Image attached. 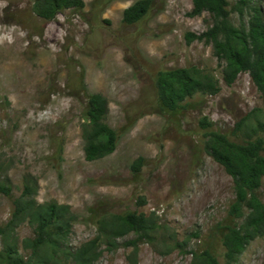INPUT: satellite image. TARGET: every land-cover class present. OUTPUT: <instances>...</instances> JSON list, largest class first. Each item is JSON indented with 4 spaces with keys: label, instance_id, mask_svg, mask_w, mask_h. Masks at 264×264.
Returning <instances> with one entry per match:
<instances>
[{
    "label": "rangeland",
    "instance_id": "374dc122",
    "mask_svg": "<svg viewBox=\"0 0 264 264\" xmlns=\"http://www.w3.org/2000/svg\"><path fill=\"white\" fill-rule=\"evenodd\" d=\"M34 1L0 0V184L11 187V196L0 193V225L11 219L13 200L29 176L37 181L39 204L56 202L75 214L69 252L101 240L100 231L118 217L142 212L165 228L154 242L140 243L138 264H191V252L205 250L225 264L234 183L204 143L211 131L241 141L236 124L263 101L248 73L229 86L212 46L188 43L186 34L207 31L211 15L191 17L192 0H155L142 21L127 25L124 10L138 0H84L82 10H63L45 21ZM252 1L264 16V0ZM228 2L239 23V0ZM190 66L214 75L220 92L197 93L183 109L162 110L158 73ZM91 94L107 99L106 122L118 134L115 152L92 162L84 151ZM205 118L210 128L202 126ZM259 194L264 203V185ZM35 236L36 226L25 219L0 238V251L10 243L28 260L26 241ZM134 239L129 234L115 247L99 241L100 256L91 264H131L128 242ZM62 258V264H75ZM236 264H264V236Z\"/></svg>",
    "mask_w": 264,
    "mask_h": 264
},
{
    "label": "trees",
    "instance_id": "16d2710c",
    "mask_svg": "<svg viewBox=\"0 0 264 264\" xmlns=\"http://www.w3.org/2000/svg\"><path fill=\"white\" fill-rule=\"evenodd\" d=\"M191 17L209 13L211 26L200 35L187 33L188 43L204 41L212 46L215 57L223 63V80L233 85L242 73H248L260 92L263 108L255 109L236 124L235 134L241 141L231 140L218 131L208 133L204 143L206 153L222 165L232 177L235 200L229 209L231 224L225 226L223 242L226 263L236 264L246 247L264 236V203L260 189L264 185V16L262 9L252 0H239V23L233 21V10L228 0H192ZM155 0H138L124 10L123 23L133 25L142 21L153 9ZM84 0H35L34 12L45 21H52L58 13L67 9L82 10ZM248 11V14H247ZM160 108L171 112L185 108L184 102L197 93L216 95L220 92L219 81L211 73L196 66L160 71L156 79ZM109 103L101 94H91L85 110L90 130L85 136V156L88 161L104 159L115 152L117 132L106 122ZM204 128L212 123L205 118ZM143 159L139 158L133 170L139 172ZM37 181L32 177L24 180L22 195L13 200L12 217L0 225V238L10 237L25 219L36 226V236L27 240L32 250L28 260L20 257L15 245L8 244L0 251V264H62V255L75 264H91L100 256L99 241L109 247L117 246V240L129 234L135 239L128 242L133 247L131 264H138L136 255L140 243L154 242L155 235L165 227L155 216L131 212L118 217L108 228L100 231V239L93 240L75 253L65 247L76 218L69 207L56 202L39 204L35 199ZM0 193L11 196V187L0 184ZM191 264H219L210 250L191 252Z\"/></svg>",
    "mask_w": 264,
    "mask_h": 264
}]
</instances>
